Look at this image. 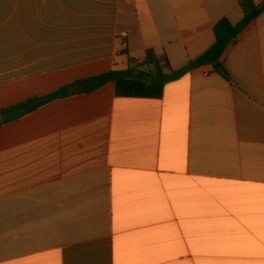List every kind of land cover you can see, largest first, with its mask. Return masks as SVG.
Instances as JSON below:
<instances>
[{
  "label": "crops",
  "instance_id": "1",
  "mask_svg": "<svg viewBox=\"0 0 264 264\" xmlns=\"http://www.w3.org/2000/svg\"><path fill=\"white\" fill-rule=\"evenodd\" d=\"M264 0H253L260 4ZM240 0H0V109L177 71ZM160 99L113 83L0 124V264H264V12Z\"/></svg>",
  "mask_w": 264,
  "mask_h": 264
},
{
  "label": "trees",
  "instance_id": "2",
  "mask_svg": "<svg viewBox=\"0 0 264 264\" xmlns=\"http://www.w3.org/2000/svg\"><path fill=\"white\" fill-rule=\"evenodd\" d=\"M239 6L243 14L242 20L236 25H232L226 18L216 23L213 27L214 43L202 55L190 61L180 70L164 73L163 68H167L166 63L158 61L154 52L149 50L146 51L141 63L133 61L128 69L110 71L99 76L81 80L75 84L84 85V89L80 92L84 94L94 92L106 84L113 83L115 95L118 97L160 99L166 82L176 80L202 65L212 66L215 73L229 80V76L221 63L224 52L230 45L235 44L240 33L264 12V1L260 4H255L253 0H240ZM71 95L68 87H63L43 97H34L18 105L0 109V113L36 102V105L31 110L4 122L9 123L42 105Z\"/></svg>",
  "mask_w": 264,
  "mask_h": 264
},
{
  "label": "water",
  "instance_id": "3",
  "mask_svg": "<svg viewBox=\"0 0 264 264\" xmlns=\"http://www.w3.org/2000/svg\"><path fill=\"white\" fill-rule=\"evenodd\" d=\"M157 81H159V80L157 79ZM83 89H84V85H74V86L68 88V91L70 94H74L77 92H81ZM35 105H36V102H31L24 107H17V108L9 110L7 112L0 113V124L8 121L9 119H11L13 117L19 116V115L31 110Z\"/></svg>",
  "mask_w": 264,
  "mask_h": 264
},
{
  "label": "rangeland",
  "instance_id": "4",
  "mask_svg": "<svg viewBox=\"0 0 264 264\" xmlns=\"http://www.w3.org/2000/svg\"><path fill=\"white\" fill-rule=\"evenodd\" d=\"M0 44H2V43H0Z\"/></svg>",
  "mask_w": 264,
  "mask_h": 264
}]
</instances>
